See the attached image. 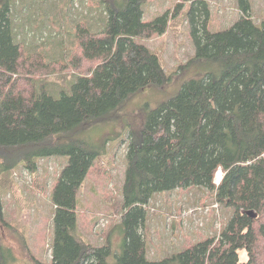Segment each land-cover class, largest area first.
I'll return each mask as SVG.
<instances>
[{
  "label": "trees",
  "instance_id": "obj_1",
  "mask_svg": "<svg viewBox=\"0 0 264 264\" xmlns=\"http://www.w3.org/2000/svg\"><path fill=\"white\" fill-rule=\"evenodd\" d=\"M149 1L124 0L121 8L108 13L105 9L107 19L100 31H91L86 23L78 25L76 47L81 54L78 49L71 54L77 76L69 93L55 99L38 87L35 78L58 71L53 66L63 64L26 53L15 33L13 0H3L1 168L9 172L25 165L34 173L40 160L69 158L52 194L56 210L52 264H240L243 249L250 255L245 264H264V20L255 23L250 0H238L242 17L218 33L209 29L211 8L206 1L183 0L192 4L188 15L195 45L192 62L219 64L221 77L207 74L185 83L176 97L150 111L141 134L130 143L123 186L125 245L116 262L111 263L110 246L94 247L78 235V195L101 154L86 138L76 136L111 119L138 92L167 84L160 57L140 42L164 35L184 6L179 4L173 17L166 13L145 22L143 7ZM219 170L224 177L217 185ZM189 188L216 192L219 203L235 210L233 217L218 238L166 260L149 261L146 207L157 193ZM4 262L0 242V264Z\"/></svg>",
  "mask_w": 264,
  "mask_h": 264
},
{
  "label": "rangeland",
  "instance_id": "obj_2",
  "mask_svg": "<svg viewBox=\"0 0 264 264\" xmlns=\"http://www.w3.org/2000/svg\"><path fill=\"white\" fill-rule=\"evenodd\" d=\"M109 1L114 6H105L102 0H13L15 33L26 53H40L47 63L63 64L53 66L58 71L35 78L38 87L46 89L55 99L70 91L77 76L71 61L72 52L76 54L78 49L81 54L76 47V28L86 23L93 32L102 30L106 10L108 13L112 8H121L124 3V0ZM204 1L211 8V32L227 30L242 17L238 0ZM250 2L251 16L261 25L264 0ZM181 3L184 7L177 17L171 18L164 35L140 42L160 57L168 76L167 84L138 92L113 112L111 119L91 125L76 136L86 138L101 154L78 195V235L94 247L110 246L114 252L111 263L122 255L125 245L123 186L130 143L141 134L150 111L176 97L185 83L207 74L221 77L219 64L192 62L195 45L188 18L191 3L150 0L143 7V20L153 22L166 13L173 17ZM80 54L79 60L84 63ZM68 164V157L59 156L40 160L34 173L25 165L4 172L0 160V242L5 250L4 264L53 263L56 210L52 194ZM223 177L224 173L219 170L215 183H221L217 179ZM216 196V192L205 188L155 194L146 207L147 259L163 261L199 242L218 238L235 210L219 203ZM249 256L247 251L240 250V264L247 263Z\"/></svg>",
  "mask_w": 264,
  "mask_h": 264
},
{
  "label": "water",
  "instance_id": "obj_3",
  "mask_svg": "<svg viewBox=\"0 0 264 264\" xmlns=\"http://www.w3.org/2000/svg\"><path fill=\"white\" fill-rule=\"evenodd\" d=\"M248 215L251 216L252 218H256V214L254 211H248Z\"/></svg>",
  "mask_w": 264,
  "mask_h": 264
},
{
  "label": "bare ground",
  "instance_id": "obj_4",
  "mask_svg": "<svg viewBox=\"0 0 264 264\" xmlns=\"http://www.w3.org/2000/svg\"><path fill=\"white\" fill-rule=\"evenodd\" d=\"M220 180H221V178H220V179L218 178V179H217V183H219V182H220Z\"/></svg>",
  "mask_w": 264,
  "mask_h": 264
}]
</instances>
